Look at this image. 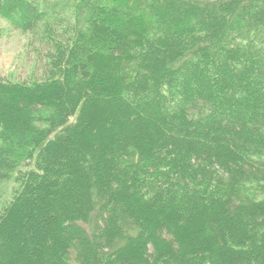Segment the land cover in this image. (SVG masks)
I'll return each instance as SVG.
<instances>
[{
    "label": "trees",
    "instance_id": "obj_1",
    "mask_svg": "<svg viewBox=\"0 0 264 264\" xmlns=\"http://www.w3.org/2000/svg\"><path fill=\"white\" fill-rule=\"evenodd\" d=\"M0 17L45 61L0 76V264H264V0Z\"/></svg>",
    "mask_w": 264,
    "mask_h": 264
},
{
    "label": "rangeland",
    "instance_id": "obj_2",
    "mask_svg": "<svg viewBox=\"0 0 264 264\" xmlns=\"http://www.w3.org/2000/svg\"><path fill=\"white\" fill-rule=\"evenodd\" d=\"M30 35L13 28L0 17V76L13 80H30L43 74L44 60L35 51L27 47ZM29 166V165H28ZM27 166H24L26 168ZM16 185L13 180L3 183L0 195L1 203L7 200L12 188Z\"/></svg>",
    "mask_w": 264,
    "mask_h": 264
}]
</instances>
